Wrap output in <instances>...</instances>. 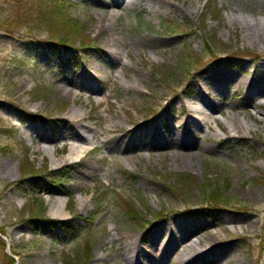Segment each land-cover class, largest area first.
<instances>
[{
    "label": "rangeland",
    "instance_id": "1",
    "mask_svg": "<svg viewBox=\"0 0 264 264\" xmlns=\"http://www.w3.org/2000/svg\"><path fill=\"white\" fill-rule=\"evenodd\" d=\"M51 1L0 0V167L14 172L0 173V264H91L106 251L125 264L112 236L132 237L145 253L169 224L186 225L184 235L152 264H264V98L245 84L264 77V47L245 40L240 23L264 26V0H173L176 8L159 11L146 1L60 0L63 13ZM106 10L115 16L108 33L124 42L117 65L92 28ZM214 72L237 83L221 94L205 82L207 109L198 81ZM60 79L82 97L60 96ZM72 104L82 108L73 126L108 142L55 167L68 153L57 118ZM189 106L209 114L202 132ZM230 117L248 129L233 130ZM109 122L115 131L103 130ZM32 126L54 147L33 151ZM56 198L73 239L53 218ZM211 233L215 244L202 250ZM188 243L195 253L180 262Z\"/></svg>",
    "mask_w": 264,
    "mask_h": 264
},
{
    "label": "bare ground",
    "instance_id": "2",
    "mask_svg": "<svg viewBox=\"0 0 264 264\" xmlns=\"http://www.w3.org/2000/svg\"><path fill=\"white\" fill-rule=\"evenodd\" d=\"M95 2L101 4V5H110L109 0H94ZM116 2L120 3L124 6H132L133 4H141L142 2L146 1V4L150 7H154L156 11H159L161 8L166 7L170 8L173 6L176 8V5L174 4L173 0H115ZM151 9V8H150ZM154 11V10H153ZM155 12V11H154ZM115 19L114 14H111L108 10L105 12L102 11V16L99 17L96 14L93 16L92 20L94 21L92 28L95 30V32L99 36H103V40L100 41L102 43V47L107 51V55L109 57L110 62H113L115 65L119 64L120 56V47L124 46L123 38L120 32H117V36L114 37L113 35H110L108 33L110 28V20ZM233 19H230V22H232ZM240 23H243L246 30L243 32V38L252 45H256L259 49L261 47H264V26L261 22L256 20H247L246 18H243L240 20ZM95 68L89 66L88 68L81 69V73H85L86 75H94ZM206 80V81H205ZM205 82H211L210 84L214 86L215 90H219L221 94L222 86L224 84L230 85L236 84L237 81L231 80L229 76L224 77L219 73H210L209 75L203 76L199 79V97L198 102L204 107H208V101L206 100L208 96V91L205 88ZM73 82L71 80L67 79H60L57 81L58 86V92L60 96H67L69 98H72V102L74 103L76 100H79L82 97V92H78L74 90V88L71 86ZM245 84L247 86L252 85L255 87L254 91L252 92L255 96H261L264 98V77L255 78L251 77L250 80H246ZM23 86L26 85L22 84ZM89 92H94L95 88H92L91 86H88L87 88ZM208 89V88H207ZM91 97V96H88ZM213 100V99H212ZM215 101V100H214ZM100 103V101L98 100ZM81 107L80 106H74L72 104L69 109L63 113L61 117L57 118L58 123H60L59 126V136H58V142H63V145L67 147L68 153L67 157L59 160L56 164L53 163L55 167H59L60 164H71L75 162H80L85 156L89 150L94 149L98 146L99 143H107V140H101L100 135L96 134L95 130L89 128V127H82V128H76L73 126L74 122H78L81 120ZM208 109V108H207ZM209 114L204 111L202 108H191L189 106V115L188 119L190 120V123L192 125L197 126L196 129L201 130L202 132V126L207 125V118ZM2 115L0 114V118ZM251 120V118L249 117ZM257 123L256 121H254ZM229 127H231L233 130H238L240 133H242V128H247V125L244 126L243 123H241L236 117H230L228 119ZM118 123L111 124L108 123V127H104L103 130L105 132L115 131L117 129ZM180 125H178V128ZM207 127V126H206ZM154 133L158 132V129L156 126L151 127ZM209 128V127H208ZM42 127H30L29 132L31 133V130H33L35 139L37 140L36 144L33 145V151H36L37 153H42L43 150L46 148L45 144L51 142L53 147L56 143V140H54L51 135H48L47 132L42 131ZM187 131V129H186ZM176 132V131H175ZM170 134L174 133V129H172ZM175 134V133H174ZM89 145H92L91 148H88ZM109 149H113L115 145H109L107 146ZM56 148H53V153H56ZM97 161H94L96 163ZM0 173L13 178L14 172L13 168L9 167L6 164H2V167H0ZM60 199H55V206L52 215L53 218L61 220L62 222L66 221L65 219L67 217H64L63 212H60L58 209V205L60 203ZM81 209H85L87 207V204L84 200L80 201ZM58 223V222H57ZM186 228V225L182 227H176L175 224H169L165 226L164 228L160 227L157 231V236L153 243L148 247V249L145 250V253L142 249H140L138 243L136 240H134L130 236H124V235H116L112 236L110 238V242L113 241L118 242V250L123 258L125 264H152L153 262H157L160 259L168 258L170 248L172 247V243L177 241L178 234L182 233V231ZM182 235H184L182 233ZM217 239V236H215L213 233H211L208 236V241L206 247H204L202 250L207 249L215 244V240ZM161 240V241H159ZM161 242V243H160ZM190 242V241H189ZM202 248V247H200ZM188 253L182 254L180 256V262H185L188 260L195 252V248L193 244L188 243ZM199 250V251H202ZM193 252V253H192ZM117 254V253H116ZM115 254V256H116ZM143 256H147L149 259L148 263L143 262ZM116 260H113L109 256V251H106L103 256L95 257L91 264H114ZM117 263V262H116Z\"/></svg>",
    "mask_w": 264,
    "mask_h": 264
},
{
    "label": "trees",
    "instance_id": "3",
    "mask_svg": "<svg viewBox=\"0 0 264 264\" xmlns=\"http://www.w3.org/2000/svg\"><path fill=\"white\" fill-rule=\"evenodd\" d=\"M51 1V0H50ZM53 3V7L55 8V10L57 9V11H59V12H62L61 11V9H62V4L63 3H61L60 2V0H52L51 2H50V4H52ZM63 13V12H62ZM61 13V14H62ZM232 62H236V59H228L227 61H226V64H228V63H232ZM168 78V75H166V76H163V79L165 80V79H167ZM41 93V94H44V93H42V91L40 90H37V93ZM244 143H245V145H244V148L246 149V150H248V149H250V147H248V144H246V141H243ZM50 173H52V174H54L55 172L54 171H50ZM126 173V172H125ZM125 204V203H124ZM128 212H131L129 209H128ZM129 215H131V214H129ZM133 216L131 215L130 216V218H132ZM52 222V221H51ZM144 222V221H143ZM58 224L61 226V227H63L64 228V230H65V232H66V235H67V237L68 238H71V239H73L74 238V235L76 234L75 233V231L72 229V228H69V226H68V224L66 223V222H58ZM148 225L146 224V226L145 227H147ZM140 229H144V226H142V227H139Z\"/></svg>",
    "mask_w": 264,
    "mask_h": 264
}]
</instances>
